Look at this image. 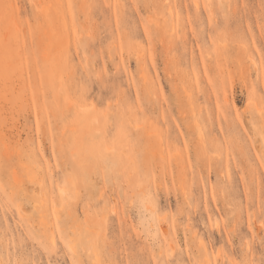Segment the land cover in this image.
<instances>
[{"label":"rangeland","instance_id":"374dc122","mask_svg":"<svg viewBox=\"0 0 264 264\" xmlns=\"http://www.w3.org/2000/svg\"><path fill=\"white\" fill-rule=\"evenodd\" d=\"M255 137L264 0H0V264H264Z\"/></svg>","mask_w":264,"mask_h":264},{"label":"bare ground","instance_id":"6f19581e","mask_svg":"<svg viewBox=\"0 0 264 264\" xmlns=\"http://www.w3.org/2000/svg\"><path fill=\"white\" fill-rule=\"evenodd\" d=\"M249 125V123L247 122V126ZM255 146L258 150H261L262 149V146L264 147V141L261 142V139L258 138V137H255ZM206 259V258H205Z\"/></svg>","mask_w":264,"mask_h":264}]
</instances>
